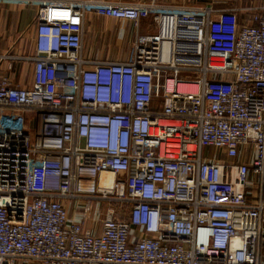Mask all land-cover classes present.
Returning a JSON list of instances; mask_svg holds the SVG:
<instances>
[{
  "label": "built area",
  "instance_id": "built-area-1",
  "mask_svg": "<svg viewBox=\"0 0 264 264\" xmlns=\"http://www.w3.org/2000/svg\"><path fill=\"white\" fill-rule=\"evenodd\" d=\"M0 4L37 9L32 84L0 81L37 117L0 144V264H264V6ZM90 14L133 25L126 58L84 55Z\"/></svg>",
  "mask_w": 264,
  "mask_h": 264
},
{
  "label": "crops",
  "instance_id": "crops-1",
  "mask_svg": "<svg viewBox=\"0 0 264 264\" xmlns=\"http://www.w3.org/2000/svg\"><path fill=\"white\" fill-rule=\"evenodd\" d=\"M105 2H138L148 0H100ZM197 1L212 3L216 0H159L167 5H194ZM209 1V2H207ZM217 6H264V0H219ZM201 3V2H200ZM223 4V5H221ZM201 6V5H199ZM37 9L29 6L0 4V81L4 77L20 86H30L33 82ZM240 16H245L241 13ZM110 17L90 14L86 21L84 35V55L93 60L126 58L135 38L136 30L131 23L112 24ZM119 20V19H118ZM116 20V21H118ZM115 21V20H114ZM120 21V20H119ZM155 31L151 17L143 18L139 34L147 35ZM30 121L28 135L33 139L37 117L27 111ZM104 178V177H103ZM71 211V210H70ZM73 213L71 212V215ZM87 227V226H86ZM264 244V238H263ZM16 264H25L17 262Z\"/></svg>",
  "mask_w": 264,
  "mask_h": 264
},
{
  "label": "rangeland",
  "instance_id": "rangeland-1",
  "mask_svg": "<svg viewBox=\"0 0 264 264\" xmlns=\"http://www.w3.org/2000/svg\"><path fill=\"white\" fill-rule=\"evenodd\" d=\"M214 1V0H213ZM201 2V3H200ZM197 1L196 4H194L193 6H199V5H205L208 3H205L206 1L202 2V1ZM209 2V1H207ZM218 2H221L219 0L214 1L213 3L218 4ZM209 3H212L209 2ZM219 5V4H218ZM223 5V4H221ZM115 20V21H114ZM118 19H113L112 24L115 25H119L120 23H124L127 22V24H129L130 22L125 21V20H118ZM20 116H26L27 117V111L26 110H15V109H0V144L1 143H8L10 141H18V142H22V140L25 137L24 135H20L18 132H16V126L18 124L17 118H19ZM31 129H29L30 131ZM72 204V206H71ZM73 201L70 203V214L71 212L73 213L72 215H75L76 218L78 219H84V224L85 226H87V228H92V227H96L98 225H100L101 221L104 219L105 217V212L109 209V208H114L115 211L117 213L119 212H124L125 210H127L128 205L126 203H124L122 205L121 202L119 201H95L93 204V209L91 210V213H88L86 216L83 215L82 210L79 209H74L73 207ZM97 211V213L95 214V212ZM120 214V213H119ZM17 262H21L24 263V261L22 260H18ZM16 262V263H17Z\"/></svg>",
  "mask_w": 264,
  "mask_h": 264
},
{
  "label": "bare ground",
  "instance_id": "bare-ground-1",
  "mask_svg": "<svg viewBox=\"0 0 264 264\" xmlns=\"http://www.w3.org/2000/svg\"><path fill=\"white\" fill-rule=\"evenodd\" d=\"M106 175H107V174H106V173H104V174H103V177H105Z\"/></svg>",
  "mask_w": 264,
  "mask_h": 264
}]
</instances>
